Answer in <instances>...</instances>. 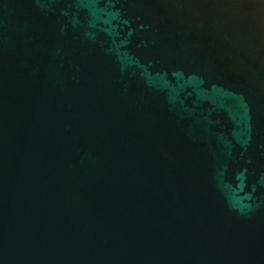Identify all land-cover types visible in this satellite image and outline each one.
I'll list each match as a JSON object with an SVG mask.
<instances>
[{"label":"water","instance_id":"1","mask_svg":"<svg viewBox=\"0 0 264 264\" xmlns=\"http://www.w3.org/2000/svg\"><path fill=\"white\" fill-rule=\"evenodd\" d=\"M0 264H264V0H0Z\"/></svg>","mask_w":264,"mask_h":264}]
</instances>
